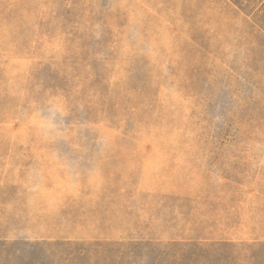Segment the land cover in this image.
<instances>
[{
  "label": "rangeland",
  "instance_id": "1",
  "mask_svg": "<svg viewBox=\"0 0 264 264\" xmlns=\"http://www.w3.org/2000/svg\"><path fill=\"white\" fill-rule=\"evenodd\" d=\"M242 19L0 0V264H264V88L239 71L264 43Z\"/></svg>",
  "mask_w": 264,
  "mask_h": 264
},
{
  "label": "trees",
  "instance_id": "2",
  "mask_svg": "<svg viewBox=\"0 0 264 264\" xmlns=\"http://www.w3.org/2000/svg\"><path fill=\"white\" fill-rule=\"evenodd\" d=\"M233 5L239 13L243 14V32L242 36L250 42L251 45L258 44L259 41L264 43V0H227ZM262 45V44H261ZM259 46V45H257ZM254 63L258 65L246 64L242 62L239 71L248 74L250 77L249 84L254 85L257 89L264 88V59L256 60L252 58ZM253 81L255 83L253 84ZM260 100H264L262 97ZM189 244L183 243L186 247ZM122 256V254H121ZM183 253L178 252L179 261L174 264H181ZM122 260V259H121Z\"/></svg>",
  "mask_w": 264,
  "mask_h": 264
},
{
  "label": "clouds",
  "instance_id": "3",
  "mask_svg": "<svg viewBox=\"0 0 264 264\" xmlns=\"http://www.w3.org/2000/svg\"><path fill=\"white\" fill-rule=\"evenodd\" d=\"M47 127H48V128H54L55 125L53 124V122H52L51 120H49V121L47 122Z\"/></svg>",
  "mask_w": 264,
  "mask_h": 264
}]
</instances>
